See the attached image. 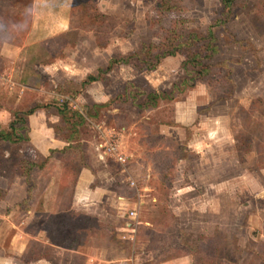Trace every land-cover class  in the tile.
Returning a JSON list of instances; mask_svg holds the SVG:
<instances>
[{
  "label": "rangeland",
  "instance_id": "rangeland-1",
  "mask_svg": "<svg viewBox=\"0 0 264 264\" xmlns=\"http://www.w3.org/2000/svg\"><path fill=\"white\" fill-rule=\"evenodd\" d=\"M12 121L0 264H264V0H0V129ZM108 134L124 165L98 158ZM87 160L107 191L74 205Z\"/></svg>",
  "mask_w": 264,
  "mask_h": 264
},
{
  "label": "crops",
  "instance_id": "crops-1",
  "mask_svg": "<svg viewBox=\"0 0 264 264\" xmlns=\"http://www.w3.org/2000/svg\"><path fill=\"white\" fill-rule=\"evenodd\" d=\"M67 144H69V143L64 141V140H54L50 145V149H56V148L62 149L64 147V145H67ZM96 150H97V147H96ZM97 156L101 161H104L105 159L106 160L109 159L106 157H101L99 151L97 152ZM201 159L203 160L204 158L201 157ZM109 160H111V159H109ZM111 161H114V160H111ZM93 169H94V167L89 160H87L85 163H82V165L80 166V169H79L78 175H77V179L74 183V189H73L74 190L73 193H74L75 198H76L74 205L77 203H81V202H82V204H85V203H87V201L92 202V204H99V202H97L98 199H96L95 197L100 196L107 191L106 189L102 188L103 187L102 185H100V186L93 185L94 181H95V177H96ZM192 189H194V187H193V184H191V183H188L187 187L178 186L175 188V192L170 194L169 200H171V202L177 201L176 197L178 196V193L192 191ZM212 190H213V192L216 191V193L220 191V172H217L216 179L214 177V172L212 174ZM154 191L155 190H153V189L150 190V192H154ZM217 195H218V193H217ZM116 199H119V196H117ZM115 202L117 203V201H115ZM213 211H215L214 207H213ZM148 225L152 226L151 223H148ZM188 256L189 255H187V254H185L184 256L181 255V256L176 257L174 259L164 261L163 264H190L191 261L189 260Z\"/></svg>",
  "mask_w": 264,
  "mask_h": 264
},
{
  "label": "trees",
  "instance_id": "trees-1",
  "mask_svg": "<svg viewBox=\"0 0 264 264\" xmlns=\"http://www.w3.org/2000/svg\"><path fill=\"white\" fill-rule=\"evenodd\" d=\"M233 1H234V0H221V3H222V5L224 6V8L228 9V12H229L230 6L233 4ZM209 37H210V40H211V41H212V40H215V39H214V36H213V31H212V30L209 31ZM209 46H210V45H209ZM212 48H214V47H211V46H210V49H212ZM197 53H198V52H196V54H197ZM134 55H135V54H133L132 56H134ZM165 55H166V53L163 51V52H159V53H157V54L153 57V59H152L151 61L144 62V60H141V62L144 63V64L142 65V67L139 66V68H140V69H145V70H153V69L156 68V66L159 64L160 60H161ZM168 55H173V54L170 53V54H168ZM130 56H131V55H130ZM196 56H197V55H196ZM193 59H195V58L193 57ZM127 63H129V56H128V57H124V56H123V57H121V58H119V59H112V60H110L108 66H107V68H106V71H110V70L113 68V66H114L115 64H127ZM184 64H185V63L182 62V67H183ZM188 73H192V72H190V70H189ZM87 80H88V81H95V80H97V78L94 77V76H89V77L87 78ZM36 109H37L36 107H33V108L29 109V110L25 113V115L33 114L34 111H35ZM23 120L25 121L26 119H23ZM15 123H17V122H16V121H12V122L9 124V129H10V130L0 129V140L13 141V139H14V138H13L14 135L17 134V132H18V128L15 126ZM17 135H18V137H17L16 139H21V138H22V135H21L20 133L17 134Z\"/></svg>",
  "mask_w": 264,
  "mask_h": 264
},
{
  "label": "built area",
  "instance_id": "built-area-1",
  "mask_svg": "<svg viewBox=\"0 0 264 264\" xmlns=\"http://www.w3.org/2000/svg\"><path fill=\"white\" fill-rule=\"evenodd\" d=\"M97 150L100 152L101 157H106L111 160L118 162L121 165L125 164L126 157H124L120 152H118V143L113 134H108L102 137V139L96 144ZM131 185H134V181H130ZM136 215L137 213L134 210H130L126 214V218L129 220L126 226L130 229L135 228L136 226ZM91 261H93L91 259Z\"/></svg>",
  "mask_w": 264,
  "mask_h": 264
}]
</instances>
